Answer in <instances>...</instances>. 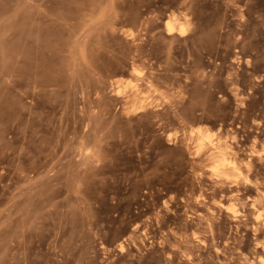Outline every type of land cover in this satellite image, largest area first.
Returning a JSON list of instances; mask_svg holds the SVG:
<instances>
[{
	"label": "rangeland",
	"instance_id": "1",
	"mask_svg": "<svg viewBox=\"0 0 264 264\" xmlns=\"http://www.w3.org/2000/svg\"><path fill=\"white\" fill-rule=\"evenodd\" d=\"M0 264H264V0H0Z\"/></svg>",
	"mask_w": 264,
	"mask_h": 264
},
{
	"label": "bare ground",
	"instance_id": "2",
	"mask_svg": "<svg viewBox=\"0 0 264 264\" xmlns=\"http://www.w3.org/2000/svg\"><path fill=\"white\" fill-rule=\"evenodd\" d=\"M176 19V18H175ZM170 19L166 20L164 23H165V29H166V33L167 34H173V32L175 31H180L182 32V29L181 28H177L175 27V24H176V21L174 20L175 23H173V19L171 21H169ZM177 25V24H176ZM178 25H180L179 27H181V23H178ZM135 91V90H134ZM136 94L133 95V97H135ZM138 96V95H137ZM133 100V99H132ZM214 115V114H212ZM211 117V116H210ZM214 117V116H213ZM207 118V117H206ZM219 130V129H218ZM198 134H199V137L197 139V145L199 148H201L202 146L204 145H208L210 144L209 146V150L210 151V154H209V159L213 160L216 165L214 167V170L212 172H214L215 174L217 175H224L226 173V171L224 172L221 168L224 167V166H227L228 164H230L231 162L228 161V159L226 158L227 154L230 153H234L233 151V148L231 147V145L229 144H219V143H213V140H211V135L208 134L207 130L204 128L201 129L199 128L197 130ZM217 142V141H216ZM236 153V152H235ZM234 155V154H233ZM249 167V164L248 166ZM217 169H219V172ZM221 169V170H220ZM252 169V168H251ZM247 170V169H246ZM236 173V171H235ZM234 174V173H233ZM239 175V174H238ZM246 180V178H245ZM230 209V208H229ZM258 217V216H257Z\"/></svg>",
	"mask_w": 264,
	"mask_h": 264
}]
</instances>
